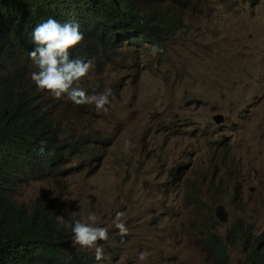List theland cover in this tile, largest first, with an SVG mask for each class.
I'll return each instance as SVG.
<instances>
[{
    "label": "rangeland",
    "instance_id": "obj_1",
    "mask_svg": "<svg viewBox=\"0 0 264 264\" xmlns=\"http://www.w3.org/2000/svg\"><path fill=\"white\" fill-rule=\"evenodd\" d=\"M176 11L184 26L162 52L131 47L81 79L89 95L111 89L106 113L49 92L65 127L102 141L87 164L75 159L66 173L23 185L20 199L41 198L69 225L94 213L109 230L95 264H214L204 248L211 232L226 237L238 220L264 229V0ZM230 252L237 264L241 246Z\"/></svg>",
    "mask_w": 264,
    "mask_h": 264
},
{
    "label": "trees",
    "instance_id": "obj_2",
    "mask_svg": "<svg viewBox=\"0 0 264 264\" xmlns=\"http://www.w3.org/2000/svg\"><path fill=\"white\" fill-rule=\"evenodd\" d=\"M204 1L0 0V264L97 261L94 253L67 242L74 224L59 222L52 208L40 202L27 205L16 199L22 185L55 176L81 151L73 154L69 147L81 149L100 139L65 127L49 91L31 79L39 71L29 55L35 27L48 18L79 22L84 40L70 49V57L99 67L114 51L145 44L164 48L184 26L176 10ZM206 241L219 252L213 254L215 264H231L229 244L242 247L237 264H264V230L243 228L240 220L226 237L212 233Z\"/></svg>",
    "mask_w": 264,
    "mask_h": 264
},
{
    "label": "clouds",
    "instance_id": "obj_3",
    "mask_svg": "<svg viewBox=\"0 0 264 264\" xmlns=\"http://www.w3.org/2000/svg\"><path fill=\"white\" fill-rule=\"evenodd\" d=\"M177 32L171 39L166 41V44L175 38ZM32 40L35 46L31 50L29 55L33 60V62L38 66L39 71L33 72L31 74V79L36 83L38 88L45 90V92L49 91L51 95H53L57 99H60L62 96L67 94L69 99L77 105H84V104L95 105V108L98 112L106 113L108 111V107L106 106L110 105L111 103L109 99V97L112 95L111 89H108L104 93L89 95L87 91L84 88L80 87L79 85L81 79L84 78L92 68L91 61H84L79 58L73 59L70 57V49L80 44L84 40V34L83 32L80 31L79 22L71 21V22L60 23L54 18H48L46 21L38 24L35 27V29L32 32ZM145 45H143L142 47H144ZM163 49L164 48L161 49L157 46H153L152 53L153 55H155L158 52H162ZM116 54H117L116 51H114L110 55L113 58L114 56H116ZM93 64L97 67L96 63ZM35 68L37 67H33L31 69V72ZM216 114H221V113H216ZM60 120L63 122V117L61 115H60ZM223 121L219 123H222ZM97 141H102V140L97 138L94 142ZM131 147H132L131 140H125L124 150L128 151L130 150ZM69 149L70 152L73 154L75 153L76 150H81V151H78L77 156H75L70 162L65 163L63 170L58 174H56L55 176L69 171L73 160L76 159L81 163L87 164V162L91 158L92 143L88 147H82L81 149H77L74 147H69ZM43 151H44V144L42 142L41 152ZM46 179H41V180H46ZM35 181H39V180H35ZM20 189L18 195L16 196V199L18 201L24 202L27 205H32L35 202H40L43 205H45L41 198H37L32 204H28L24 200H21ZM219 205H223V204H219ZM52 212L56 215V213L54 212V208H52ZM122 217H123V213L117 212L113 223L115 227L119 229V233L123 237L128 234V228L125 226ZM216 217L219 219L217 215ZM57 220L61 223L64 222L63 216H57ZM87 221L88 222H81L77 220L74 226H72V232L74 234L73 243L78 244L81 248H85L89 250L91 253H94L95 259L97 261L102 260L104 259V250L103 247L98 242L108 240L109 230L107 227L98 226L97 218L94 213H89L87 217ZM227 221H221V222H227ZM257 232H261V231H257ZM212 233H217V232H211V234ZM210 235L208 237H210ZM236 246H241V245L229 244V251L232 247H236ZM204 248L213 257V261L215 262L213 254L219 255V252L213 251L211 245H209L207 241L205 242ZM242 254L244 256L243 251ZM230 256H231V264H232V254ZM145 258H146V254L143 252L140 253L139 259L143 260Z\"/></svg>",
    "mask_w": 264,
    "mask_h": 264
},
{
    "label": "water",
    "instance_id": "obj_4",
    "mask_svg": "<svg viewBox=\"0 0 264 264\" xmlns=\"http://www.w3.org/2000/svg\"><path fill=\"white\" fill-rule=\"evenodd\" d=\"M216 122H221L224 119V116L222 114H216L213 116ZM216 215L219 217L221 221H227L228 220V212L224 205H218L215 210Z\"/></svg>",
    "mask_w": 264,
    "mask_h": 264
}]
</instances>
